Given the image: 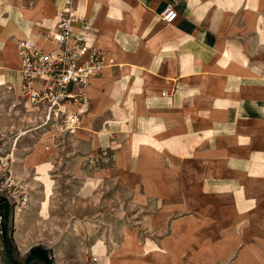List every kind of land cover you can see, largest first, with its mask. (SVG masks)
Returning <instances> with one entry per match:
<instances>
[{
    "label": "crops",
    "instance_id": "0c3cea01",
    "mask_svg": "<svg viewBox=\"0 0 264 264\" xmlns=\"http://www.w3.org/2000/svg\"><path fill=\"white\" fill-rule=\"evenodd\" d=\"M166 1L73 0L102 66L74 134L61 137L66 158L135 210L159 247L148 263L264 264V0H175L164 24ZM63 4L8 11L48 50L42 34ZM15 28L0 22V39ZM10 37L14 50L24 38ZM49 133L39 147L58 144Z\"/></svg>",
    "mask_w": 264,
    "mask_h": 264
},
{
    "label": "rangeland",
    "instance_id": "374dc122",
    "mask_svg": "<svg viewBox=\"0 0 264 264\" xmlns=\"http://www.w3.org/2000/svg\"><path fill=\"white\" fill-rule=\"evenodd\" d=\"M33 1L0 0V22L16 26V34L1 35L10 46L0 39V264H150L146 252L159 247L135 210L120 206L122 196L110 184L88 179L86 166L75 175V161L66 158L70 140L61 138L74 133L36 127L38 114L19 96L18 59L8 36L24 37L25 23L8 8ZM48 131L58 144L39 147ZM128 242L136 243L135 255L124 251Z\"/></svg>",
    "mask_w": 264,
    "mask_h": 264
},
{
    "label": "built area",
    "instance_id": "2783aa9c",
    "mask_svg": "<svg viewBox=\"0 0 264 264\" xmlns=\"http://www.w3.org/2000/svg\"><path fill=\"white\" fill-rule=\"evenodd\" d=\"M73 0H64L53 26L42 34L50 49L31 39L15 42L19 63V96L38 116L36 127L54 128L74 133L88 99L84 88L96 77L102 66V53L91 44L92 28L72 8ZM176 1L167 0L159 19L164 24L176 17ZM77 23L76 31L73 24ZM76 89V92H73ZM75 105L72 110L69 106Z\"/></svg>",
    "mask_w": 264,
    "mask_h": 264
},
{
    "label": "trees",
    "instance_id": "16d2710c",
    "mask_svg": "<svg viewBox=\"0 0 264 264\" xmlns=\"http://www.w3.org/2000/svg\"><path fill=\"white\" fill-rule=\"evenodd\" d=\"M41 260H43L42 262H44V260H45V257L41 258Z\"/></svg>",
    "mask_w": 264,
    "mask_h": 264
}]
</instances>
